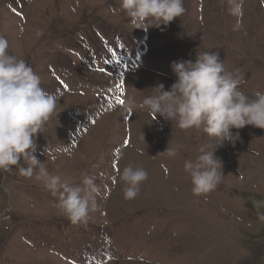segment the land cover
Returning <instances> with one entry per match:
<instances>
[{
  "label": "rangeland",
  "instance_id": "obj_1",
  "mask_svg": "<svg viewBox=\"0 0 264 264\" xmlns=\"http://www.w3.org/2000/svg\"><path fill=\"white\" fill-rule=\"evenodd\" d=\"M184 6L167 26L145 30L133 28L119 0H0L9 54L60 95L35 155L75 184L95 177L101 191L88 220L73 224L35 174L0 170V264H264V204H254L264 201V129H232L240 138L215 150L221 181L196 195L184 163L214 138L125 106L157 84L168 90L171 62L207 50L240 70L245 94L264 92V0H244L237 31L227 0ZM129 164L148 178L125 199L120 174Z\"/></svg>",
  "mask_w": 264,
  "mask_h": 264
},
{
  "label": "clouds",
  "instance_id": "obj_2",
  "mask_svg": "<svg viewBox=\"0 0 264 264\" xmlns=\"http://www.w3.org/2000/svg\"><path fill=\"white\" fill-rule=\"evenodd\" d=\"M227 3L230 14L237 17L233 30H240L244 0H227ZM119 5L133 28L145 30L167 26L186 12L184 0H119ZM36 34L40 35L39 31ZM8 48V40L0 35V170L12 172L15 166L20 175L35 174L58 197V208L73 224L86 222L97 208V197L101 196L95 177L84 174L81 184H75L59 174L49 173L35 155L36 135L44 132L56 114L60 95L42 88L41 77L24 59L9 54ZM170 66L176 80L168 90L162 83L157 84L152 87L153 93L141 101L135 95H128L125 106L129 110L145 109L154 116L159 114L175 121L180 129H202L214 138V145H201L196 158L184 163L192 192L208 193L223 176L222 161L215 155L217 146L240 138V133H233L232 129L246 125L264 129V92L257 90L252 97L245 94L240 87L244 83L240 70H227L218 51L198 52L194 61H173ZM164 152L171 157L177 154V149L168 145ZM147 178L148 172L142 166L124 167L120 180L125 184V199L137 196ZM254 204L259 208L264 201ZM259 218L264 220V214Z\"/></svg>",
  "mask_w": 264,
  "mask_h": 264
},
{
  "label": "snow or ice",
  "instance_id": "obj_3",
  "mask_svg": "<svg viewBox=\"0 0 264 264\" xmlns=\"http://www.w3.org/2000/svg\"><path fill=\"white\" fill-rule=\"evenodd\" d=\"M119 103H123V100H120ZM125 143H127V141H125Z\"/></svg>",
  "mask_w": 264,
  "mask_h": 264
}]
</instances>
